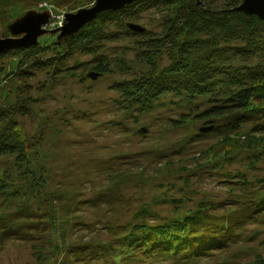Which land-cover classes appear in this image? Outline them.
I'll return each instance as SVG.
<instances>
[{"label": "rangeland", "instance_id": "rangeland-1", "mask_svg": "<svg viewBox=\"0 0 264 264\" xmlns=\"http://www.w3.org/2000/svg\"><path fill=\"white\" fill-rule=\"evenodd\" d=\"M94 2L0 0V37L9 36L8 24L29 9L46 10L50 24L45 27L55 28L65 22L66 12ZM162 16L154 5L139 11L132 21L160 30ZM126 20L131 19L109 23L108 30L118 33L116 39L96 42L93 52L73 51L56 71L46 68L23 80L6 72L8 64L18 67V57H2L0 107L19 100L27 104L29 113L16 114L10 125L28 141L30 166L35 177L44 180L47 197H37L24 177L16 183L1 181L7 186L0 190V211L26 202L29 209L42 211L33 216L45 218L51 204L58 233L63 235L60 242L74 243L71 248L76 251L68 257L75 264L110 262L111 256L102 248L110 245L113 235L124 233L119 225L141 217L155 223L199 208L220 220L231 213L244 214L233 228L237 242L218 250L212 259L175 262L147 257L146 264H222L223 260L225 264H259L257 254L264 257V210L248 208L264 198V129H257L256 122H244L236 131H229L221 118L213 122L222 129L199 132L205 119L195 114L211 104L208 95L188 99L185 93H166L145 109L134 104L123 109L122 95L113 84L152 70L150 64L134 60L136 42L123 29ZM55 36V32H47L38 37L48 48L47 55L53 54ZM155 58L158 73L169 59L164 51ZM98 61L107 70L93 78L88 72ZM3 128L0 121V130ZM12 158L0 154V171L13 169ZM16 188L18 195L13 194ZM8 193L11 196L6 198ZM35 236L33 243L47 249V242L38 233ZM27 242L16 235L1 238L0 264H35ZM60 258L61 253L51 262L57 264Z\"/></svg>", "mask_w": 264, "mask_h": 264}, {"label": "trees", "instance_id": "trees-1", "mask_svg": "<svg viewBox=\"0 0 264 264\" xmlns=\"http://www.w3.org/2000/svg\"><path fill=\"white\" fill-rule=\"evenodd\" d=\"M241 1L135 0L120 8L105 9L97 12L73 35L61 40L63 43L57 41L55 36L52 41L53 54H46L48 48L42 44V40L1 52L0 76L5 68L1 59L8 54L18 57V67L8 64L6 72L23 80L46 68H54L53 71L61 69L59 66L70 58L73 51L93 52L96 42L116 39L118 33L113 29L108 30L109 23L131 19L126 20L123 29L135 38L134 60L150 64L152 70L113 84L122 95L123 109L131 104L145 109L166 93H185L188 99L208 95L211 104L195 114L205 119L204 124L198 127L199 132L211 131L216 127L222 129V126L226 130L236 131L244 122H256L257 129H264V20L256 14L236 9ZM154 5L159 7L160 13L163 12L160 30L149 29L140 23L143 26L141 30L128 26V22L138 23L132 19L138 18L139 11ZM160 51L165 52L169 62L157 73L154 71L155 57ZM106 70L107 66L98 61L88 75L95 72L98 76ZM24 85L31 86L28 83ZM23 92L28 93V89ZM28 113V106L22 100L0 107V121L4 123L3 130H0V154L13 157L10 161L13 169L0 171V190L5 191V182L10 184L11 180L16 183L25 178L29 180V190L43 199L47 197L44 180H38L30 166L31 148H28V141L10 125L14 123L16 114ZM221 118L224 119L222 126L213 122ZM208 125L212 127L200 130V127ZM14 191L13 194L18 195L19 189ZM10 196L8 193L5 197ZM249 205L250 202L244 208ZM250 209L264 210V198L253 203ZM50 210L47 215L44 214L45 218L33 216L34 212L42 214V211L29 209L26 202L7 211L1 210L0 239L16 235L30 241L35 264L46 261L53 264L51 260L59 253L62 258L57 264H75V260L68 257L70 252L76 251L71 248L74 243L67 245L60 242L63 235L60 237L57 216ZM201 210L203 208L162 220L164 222L149 223L141 217V220L119 225L125 228L124 233L113 235L112 240L118 246L115 248L110 242V245L102 248L103 253L111 256L107 264H146L147 257L200 262L212 259L218 250H226L231 243L237 242L233 228L238 217L243 219L244 214L231 213L225 220H220L215 219V214ZM140 229L142 231L137 232ZM36 233L43 242H47L48 250L41 243H33L32 237L36 238ZM261 244H264V238ZM256 259L259 264H264V257L260 254ZM225 262L223 260L222 264Z\"/></svg>", "mask_w": 264, "mask_h": 264}, {"label": "water", "instance_id": "water-1", "mask_svg": "<svg viewBox=\"0 0 264 264\" xmlns=\"http://www.w3.org/2000/svg\"><path fill=\"white\" fill-rule=\"evenodd\" d=\"M132 1L135 0H95L92 5L81 7L76 12H66L65 22L55 28L45 27L50 21V15L46 10L29 9L8 24L10 35L0 37V53L14 47L34 44L40 35L47 32H55L56 39L60 42L77 32L97 12L120 8ZM235 8L245 13L256 14L264 20V0H242ZM128 26L136 30L143 29V26L135 22H128ZM89 76L95 78L97 74L90 72ZM211 127L212 125L200 127V130L204 131Z\"/></svg>", "mask_w": 264, "mask_h": 264}, {"label": "built area", "instance_id": "built-area-1", "mask_svg": "<svg viewBox=\"0 0 264 264\" xmlns=\"http://www.w3.org/2000/svg\"><path fill=\"white\" fill-rule=\"evenodd\" d=\"M48 24H50V22Z\"/></svg>", "mask_w": 264, "mask_h": 264}]
</instances>
